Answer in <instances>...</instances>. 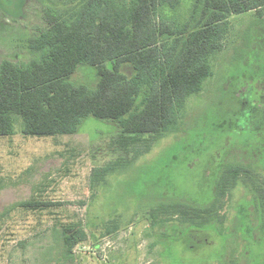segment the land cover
<instances>
[{
    "label": "rangeland",
    "instance_id": "1",
    "mask_svg": "<svg viewBox=\"0 0 264 264\" xmlns=\"http://www.w3.org/2000/svg\"><path fill=\"white\" fill-rule=\"evenodd\" d=\"M72 1L0 0V66L34 60L29 42L46 27L44 11ZM190 7L163 13L184 21ZM230 23L224 50L210 58L213 76L178 129L136 160L150 137L122 148L113 121L88 117L74 135L48 137L25 135L16 119L0 137V264H264V11ZM122 72L134 75L129 64ZM70 81L93 90L99 78L81 65ZM113 162L129 165L93 188L94 170ZM235 165L250 176L230 189L212 226L194 233L157 212L171 201L210 205L220 174ZM28 201L50 205L21 206ZM79 223L87 240L67 262L60 230Z\"/></svg>",
    "mask_w": 264,
    "mask_h": 264
},
{
    "label": "trees",
    "instance_id": "2",
    "mask_svg": "<svg viewBox=\"0 0 264 264\" xmlns=\"http://www.w3.org/2000/svg\"><path fill=\"white\" fill-rule=\"evenodd\" d=\"M188 1L191 7L184 21L163 13ZM69 4L73 6H48L44 11L46 27L29 42L37 54L34 60L2 62L0 137L14 133L18 117L25 135L48 137L74 135L84 119L94 117L118 125L122 148L137 137H150L144 150L135 151L134 160L178 129L189 100L213 76L210 58L224 50L230 18L264 11V0H74ZM125 64L134 69L131 78L122 72ZM81 65L96 68L95 89L70 81ZM128 165L113 162L94 170L92 187ZM250 172L241 165L226 167L208 206L171 201L157 212L180 220L189 231H203L218 219L221 204L241 175L249 177ZM49 205L28 201L21 206L37 211ZM59 238L69 262L87 234L81 223L67 224ZM188 247L193 249L195 243Z\"/></svg>",
    "mask_w": 264,
    "mask_h": 264
}]
</instances>
